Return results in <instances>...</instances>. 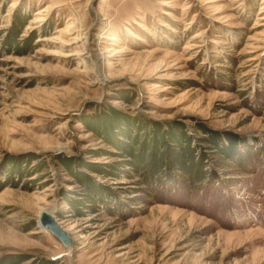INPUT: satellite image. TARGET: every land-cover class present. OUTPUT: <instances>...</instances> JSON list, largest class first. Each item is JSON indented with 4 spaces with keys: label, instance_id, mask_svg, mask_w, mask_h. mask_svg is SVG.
Here are the masks:
<instances>
[{
    "label": "rangeland",
    "instance_id": "1",
    "mask_svg": "<svg viewBox=\"0 0 264 264\" xmlns=\"http://www.w3.org/2000/svg\"><path fill=\"white\" fill-rule=\"evenodd\" d=\"M109 107L143 142L158 125L165 157L184 133L202 180L148 182L83 122ZM0 181V256L21 264H264V0H0Z\"/></svg>",
    "mask_w": 264,
    "mask_h": 264
},
{
    "label": "trees",
    "instance_id": "2",
    "mask_svg": "<svg viewBox=\"0 0 264 264\" xmlns=\"http://www.w3.org/2000/svg\"><path fill=\"white\" fill-rule=\"evenodd\" d=\"M25 20V17H17L16 22L18 21V23L20 24L17 26L18 28H16L14 35L19 33V30L24 24ZM109 108L112 113L109 115L104 114V124L101 123L102 125L100 124L97 126H93L90 125L87 121H85V119H83V122H85V124L89 126H92L93 130L99 132V134H102V136L106 137L112 144H114L119 150L122 151V154H124V156L131 157L132 161L134 162V164L132 163V166H134L136 170L143 171V176L147 178L146 180L148 182L151 183L154 179H156V176L163 169V167L168 169L170 168L169 172L167 173V178L169 181H175L176 174H173L175 172V170L173 169H177L179 171V173L181 174V181L183 179L185 181L191 182L202 180V177L205 174V165H203V161H201L199 157L198 159H196L195 147H192L191 140L187 139V136L184 133H181L180 131L176 132L178 135L177 142H179V144L175 149L177 150L178 148V152H175V154H172L170 156H167L166 154L167 157H165L163 155L167 145L166 142L163 141L162 136H160L159 131L161 129H159L158 125H156L158 131L156 132V136L153 137V139L151 137H148L147 140L143 142L139 136L133 134L134 131L132 132L131 128L124 129L126 130L124 132L119 131L120 127H128L130 123H133V120H129V117H120L121 111L113 107ZM132 126L134 127L135 124L133 123ZM113 128L114 130H116L117 133H114ZM106 129L108 130L109 134L106 133ZM169 130L171 132L170 136H173V138L175 139L176 135H172V131L175 130L173 128H170ZM211 134L212 135H210V137L204 138V140H207L209 143L212 144L213 148L219 152L220 157H222V160H227L230 157H233L235 159L237 158L240 153L237 147V143L239 140H235V138L233 137H228L227 140L229 143L227 146H225L223 138L221 139L220 135H218L219 133L212 132ZM120 139L126 140L123 142L124 146L120 142ZM118 142H120L121 144H119ZM18 161H16V159H11V161L9 160L8 163L15 165L14 169L20 170L19 165L21 162L19 163ZM63 162L70 170L73 169V165L75 164L74 157H66L63 159ZM219 163H221V161ZM84 166L88 167L89 169H92L93 171L103 173L106 171L108 172V170H106L104 167H100L98 165L84 163ZM82 182L85 186H87L89 192H96L95 190H93V183L85 175H82ZM4 187L5 184L0 181V190H2ZM69 200L73 207L77 209V204L75 203V201H72L73 199ZM28 259H30V257L26 254L10 252L0 256V264H21L22 262ZM31 264L56 263L52 259L36 258V261Z\"/></svg>",
    "mask_w": 264,
    "mask_h": 264
},
{
    "label": "water",
    "instance_id": "3",
    "mask_svg": "<svg viewBox=\"0 0 264 264\" xmlns=\"http://www.w3.org/2000/svg\"><path fill=\"white\" fill-rule=\"evenodd\" d=\"M39 221H40L38 222L39 225H41L43 228L47 230H50L52 234L57 236L64 244H66L69 241L70 236L68 232L59 223L55 214L44 212L41 214Z\"/></svg>",
    "mask_w": 264,
    "mask_h": 264
},
{
    "label": "bare ground",
    "instance_id": "4",
    "mask_svg": "<svg viewBox=\"0 0 264 264\" xmlns=\"http://www.w3.org/2000/svg\"><path fill=\"white\" fill-rule=\"evenodd\" d=\"M49 213V212H48ZM40 222V221H39ZM60 223V222H59ZM42 229H44V230H47V229H45V228H43L41 225H39ZM47 231H50V230H47ZM51 232V231H50ZM52 233V232H51ZM69 242H71L70 241V239H69V241L67 242V243H69Z\"/></svg>",
    "mask_w": 264,
    "mask_h": 264
}]
</instances>
